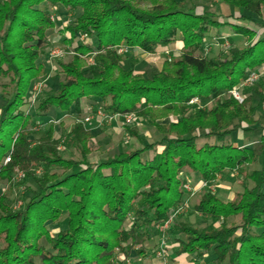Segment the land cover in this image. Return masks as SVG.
I'll list each match as a JSON object with an SVG mask.
<instances>
[{"label": "trees", "instance_id": "1", "mask_svg": "<svg viewBox=\"0 0 264 264\" xmlns=\"http://www.w3.org/2000/svg\"><path fill=\"white\" fill-rule=\"evenodd\" d=\"M145 1L149 7L142 6ZM219 2L231 7L226 19L208 8L189 10L184 0H0V181L11 182L22 172L37 187L17 209L7 194L0 195V264H125L143 253L151 230L183 204L184 171L199 173L209 184L224 170L241 175L242 191L224 202L206 189L194 210L212 222L199 229L173 221L175 254L207 253L209 264H264V123L253 118L251 96L241 103L232 94L223 98L264 65V34L254 26L264 27L257 20L264 0ZM57 4L81 10L59 29L74 56L58 63L64 77L56 91L39 99L34 118L23 107L32 104V81L46 73L38 59L55 26L48 6ZM227 25L245 36V46L232 45L217 58L198 54L211 29ZM81 34L90 42H80ZM175 41L182 42L181 53L150 76L123 67L119 48L154 53ZM87 54L94 61L88 76L81 58ZM85 98L102 100L106 113H136L160 138L94 162L88 158L92 134L81 119L66 137L80 160L62 156L52 124L37 140L30 137V126L52 107L80 114ZM244 123L260 129L258 140L225 143L239 129H249ZM126 131L138 137L136 127ZM146 152L152 156L143 158ZM250 165L259 167L249 170ZM64 213L66 224L52 235L45 223Z\"/></svg>", "mask_w": 264, "mask_h": 264}, {"label": "rangeland", "instance_id": "2", "mask_svg": "<svg viewBox=\"0 0 264 264\" xmlns=\"http://www.w3.org/2000/svg\"><path fill=\"white\" fill-rule=\"evenodd\" d=\"M186 8L195 12H201L204 8H208L214 11L218 16L226 19L228 15L224 6H222L219 0H184ZM149 1L143 3V7H149ZM51 19L55 23L53 29H48L45 42L40 48V59L46 63V73L34 79L31 83V87L34 84H42L41 90L38 93V99L32 104H27L23 109L32 117L36 118L38 101L43 98L46 92L56 91L59 87L60 81L63 79L64 75L59 67V62H69L72 60L74 53L72 45L67 44L63 41V34L60 32L63 26L71 24L76 16L81 13V10L70 11L64 6L57 4L55 6H48ZM249 14V13H245ZM257 20L264 25V16L262 18H257ZM256 27V26H255ZM257 29L258 26L256 27ZM60 29V30H59ZM225 31L227 34L226 40L222 41L216 34V29H211L210 35L206 39L207 44L198 54L204 55L208 58L221 57L223 56L226 49L232 45L239 47L245 46L246 39L243 35H233L234 31L231 26H224L220 31ZM212 34V35H211ZM232 35L234 36L232 38ZM211 36V37H209ZM231 36V37H230ZM233 39V41H232ZM90 37L87 39L84 37V41L81 39L80 42H90ZM175 46L171 48H158L154 53H146L139 49L136 51L134 49H128L123 51V67L132 68L136 73H141L144 76H150L152 73L159 71L165 66V62L169 61L172 56L181 53L182 43L180 41H175ZM58 49L61 52L60 56L53 57L52 51ZM119 52V51H118ZM83 61V71L85 75H89L87 72L89 66L93 64V55L87 54L82 56ZM48 61V62H47ZM264 65L256 67L249 71L247 78L241 83L235 91H237L238 96L241 99H237L231 90L223 95V98L228 97L232 94L241 103L246 96H251L253 100V105L255 106V112L253 114L254 120L257 124L264 123ZM5 82V79L0 78V84ZM262 82L263 85H260ZM30 87V92H31ZM30 94V93H29ZM4 91L0 86V113L4 107L3 99ZM104 102L100 99H84V110L77 114L74 109L69 112H61L60 110L52 107L45 115L38 117L36 125H31L32 134L30 137L37 140L42 136L48 127L52 124L56 135L61 138L59 144L60 153L64 158L80 160L79 151L68 143L66 137L71 126L76 121V119L83 120L87 127L90 129L92 137L88 141L91 153L88 155L91 161H100L107 156L123 152L125 150L133 149L137 146L143 145L148 142L157 141L160 138L156 128L152 126L147 120L138 118L135 114L134 121L127 125L124 121L123 116H118L116 119H108V114L103 110ZM209 106V105H208ZM101 112V113H100ZM89 117V121H85V118ZM162 121L167 122L168 119H163ZM244 127L249 128L245 132L239 129L236 133L228 136L224 139L225 143H232L236 145L239 141L249 142L248 144L254 143L258 140L260 135V129H251V125L243 124ZM126 127L138 129V137L131 136L127 131ZM243 136V137H242ZM152 152H146L143 154V158L151 157ZM259 167V165H250L247 168L253 169ZM54 171L61 174L63 171L60 169H53ZM34 175L38 176L41 174V169H33ZM70 171H67L69 173ZM187 173V174H186ZM184 180L191 182L193 189L191 191L185 192V206L174 220L175 222H187L189 225L202 229L209 225L212 221L210 218L195 212L194 205L199 201L200 196L206 189L212 190L214 194L222 201L228 200L230 197H234L239 191H242L243 179L241 175L236 171L224 170L221 172L215 181L204 185L199 173H188L184 171L182 173ZM187 181V182H188ZM250 185V181H248ZM32 190H37L36 184L31 178H24L22 172H16L13 175V180L9 182L8 180L0 181V195L3 193L7 194L8 200L14 209H17L21 202L28 201L32 195ZM17 199V203H15ZM234 220L230 217L229 222ZM67 221L66 214H62L56 220H49L45 224L50 230L52 235H56L60 228H62ZM171 225L165 230H160L159 227H155L150 232V238L145 242L143 248V253L131 257L125 264H175L173 260L177 255L175 254L178 249V243L175 241V236L177 234L176 230H171ZM40 244L48 247V243L44 238L40 239ZM162 248L163 258L157 255L158 250ZM191 260H194L196 264H209L208 260L210 255L204 254H193L190 255ZM190 260V261H191ZM189 262V261H187Z\"/></svg>", "mask_w": 264, "mask_h": 264}, {"label": "built area", "instance_id": "3", "mask_svg": "<svg viewBox=\"0 0 264 264\" xmlns=\"http://www.w3.org/2000/svg\"><path fill=\"white\" fill-rule=\"evenodd\" d=\"M84 37H86V39H87L88 35L87 34H81L80 35V39L82 41H84ZM124 50L125 49H122V48H119L118 49L119 53L120 52L122 53ZM52 55H53V57H57V56H60L61 55V52L58 49H54L52 51ZM41 86H42V84H40V83L37 84L36 83V84H34L31 87V92L29 94V97H30V100H31L32 103H34V102L37 101V99H38V93L41 90ZM232 93L235 95V97L237 99H241V97L238 96V93L239 92L237 93V91L234 90ZM190 102H196L197 103V102H199V100H198V98H193ZM107 114H108L107 115L108 116V119H116L118 116H123L124 117V121H125V123L127 125H129L130 123H132V121H134V118H135V114L133 112L126 113V114H121V113H107ZM89 120H90L89 117L85 118V121L86 122L89 121ZM187 181L188 180L186 178V180L184 181V184H183V188L184 189H187V191H191L193 189L192 184H191L190 181H188V182ZM203 184L206 185L207 183L204 182ZM185 192H186V190H185ZM184 204H185V202H183V204L175 207L172 210V213H171V216H170L169 220H167L166 222H164L162 225L159 226V229L160 230H162V229L165 230L166 228H168L173 223L174 219L177 218L178 214L180 212H182V210H183V208L185 206ZM157 255L163 258L162 255H164V254L162 253V248H160V250H158ZM164 264H166V263H164Z\"/></svg>", "mask_w": 264, "mask_h": 264}, {"label": "crops", "instance_id": "4", "mask_svg": "<svg viewBox=\"0 0 264 264\" xmlns=\"http://www.w3.org/2000/svg\"><path fill=\"white\" fill-rule=\"evenodd\" d=\"M225 9H227V10H229V11H231V7H229V8H225ZM264 16V13H263V15H262V17ZM254 26H256L257 27V25H254ZM55 27V26H54ZM53 27V28H54ZM53 28H51V29H53ZM223 28V27H222ZM222 28H220V29H216V34L218 35V34H225V35H227V34H229V33H226L224 30L223 31H220ZM258 28H259V32L260 33H263L264 34V27H261L260 28V26H258ZM220 32V33H219ZM210 33H212V32H210ZM212 35V34H211ZM233 35H239V34H236L235 32H234V34ZM232 35V38L234 37ZM46 36H48V33H47V35ZM231 37V36H230ZM234 39V38H233ZM233 39H232V41H233ZM181 42V41H180ZM182 43V42H181ZM175 46V43L174 44H172V45H170V46H161V48H171L172 46ZM173 46V47H174ZM158 48H160V47H158ZM157 48V49H158ZM157 49H156V51H157ZM128 49H126L125 51H127ZM134 50L136 51L137 50V48H134ZM124 51V52H125ZM40 59V58H39ZM38 62H40V63H42V65H44V67H47L46 66V63H45V61H43V60H38ZM48 62V61H47ZM243 137V136H242ZM249 142H246V141H243V142H241V141H239L238 143H236V145H244V144H248ZM194 174V173H193ZM240 192V191H239ZM233 198V196L232 197H230L228 200H226V201H224V202H227V201H230L231 199ZM177 256L176 257H174L173 258V260L176 262L175 264H196L195 262H194V260H191V258H190V255H188V254H180V255H178V254H176ZM191 260V261H190ZM187 261H189V262H187Z\"/></svg>", "mask_w": 264, "mask_h": 264}]
</instances>
